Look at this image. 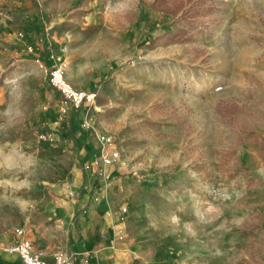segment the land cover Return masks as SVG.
<instances>
[{
	"label": "rangeland",
	"instance_id": "obj_1",
	"mask_svg": "<svg viewBox=\"0 0 264 264\" xmlns=\"http://www.w3.org/2000/svg\"><path fill=\"white\" fill-rule=\"evenodd\" d=\"M153 1L0 0V258L46 195L93 184L130 264H264V0H209L199 30ZM55 67L96 102L75 109Z\"/></svg>",
	"mask_w": 264,
	"mask_h": 264
},
{
	"label": "crops",
	"instance_id": "obj_2",
	"mask_svg": "<svg viewBox=\"0 0 264 264\" xmlns=\"http://www.w3.org/2000/svg\"><path fill=\"white\" fill-rule=\"evenodd\" d=\"M82 185V189L66 193L51 192L46 195L43 208L46 222L33 229H24V237L33 244L34 251L51 261L57 252L75 256V264H130L132 249L121 240L115 219V211L100 202L94 187ZM94 194L95 198H92ZM57 214H68L66 220L56 224L52 221ZM62 231V232H61ZM18 235V234H17ZM20 236L4 237V254L1 262L22 264L17 254H10L7 248Z\"/></svg>",
	"mask_w": 264,
	"mask_h": 264
},
{
	"label": "built area",
	"instance_id": "obj_3",
	"mask_svg": "<svg viewBox=\"0 0 264 264\" xmlns=\"http://www.w3.org/2000/svg\"><path fill=\"white\" fill-rule=\"evenodd\" d=\"M30 51H34L33 47L29 46ZM51 82L62 93V95L71 103L75 109H79L83 105H91L96 102L97 94L93 91L84 92L75 89L66 79L65 72L62 68L55 67L51 70ZM87 129H91V125H84ZM100 143L102 163L105 166L115 165L120 161L121 153L118 143L105 133L98 134L97 137ZM103 174V173H101ZM108 179L111 174H105ZM122 211H126L127 207L122 206ZM20 239L7 248L10 254H17L22 264H75V256L67 255L66 253L57 252L54 254L51 261L46 260L41 255L34 251L33 244L30 240L24 237V229L18 227L16 229Z\"/></svg>",
	"mask_w": 264,
	"mask_h": 264
},
{
	"label": "trees",
	"instance_id": "obj_4",
	"mask_svg": "<svg viewBox=\"0 0 264 264\" xmlns=\"http://www.w3.org/2000/svg\"><path fill=\"white\" fill-rule=\"evenodd\" d=\"M209 0H154L152 2V8L162 14H170L173 18L183 17L195 21L198 23V30L206 28L208 26V20L215 11V3H209ZM181 34L188 36V32L181 31ZM41 43V49L38 53V59H42L45 64L49 65V57L57 56L60 53L59 43L52 41L49 44L40 42L39 36L36 40V45ZM1 46H5L0 41ZM10 48H13L12 45H8ZM89 134H92L91 131L83 133L78 136V139L81 141L83 147H86L87 142L92 139H89ZM93 136V134H92Z\"/></svg>",
	"mask_w": 264,
	"mask_h": 264
}]
</instances>
